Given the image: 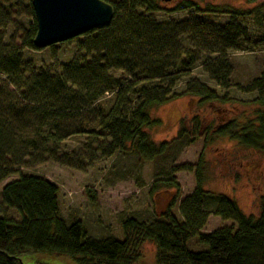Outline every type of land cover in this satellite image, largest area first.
I'll return each instance as SVG.
<instances>
[{
  "label": "rangeland",
  "instance_id": "rangeland-1",
  "mask_svg": "<svg viewBox=\"0 0 264 264\" xmlns=\"http://www.w3.org/2000/svg\"><path fill=\"white\" fill-rule=\"evenodd\" d=\"M102 1L111 5L119 0ZM180 1L159 0L162 10L156 19L192 17L205 28L222 30L233 39L234 46L226 54L229 83L227 88H219L207 80L201 66L194 68L191 76L214 91L218 100L200 104L196 98L183 96L169 101L153 113L161 121V128L152 131L151 138L156 143L172 140L180 121L186 120L188 129V119L193 116L199 119L201 137L190 144L174 143L168 155L155 162L143 161L133 150L115 152L107 133L97 124L96 110L104 114L110 109L112 93H104L93 108L85 107L84 96L81 93L76 98L78 90L73 88L58 91L59 97L52 100L45 93L29 99L10 84L19 73L9 79L0 69V217L19 222L15 210L2 203L1 190L7 183L31 175L56 186L58 218L67 226L79 221L85 240L123 241L122 223L129 218L155 229L171 203L170 212L182 225L180 204L194 191L200 158L205 192L201 209L207 218L199 233L236 229L233 220L212 214L220 196L231 198L242 214L258 216L259 199L264 196V151L239 146L226 138L209 140L207 135L213 127L231 119L252 118L257 99H264L262 88L255 84L264 75V26L260 22L264 0H190L200 12H170ZM35 27L30 0H0V61L8 58L16 62L23 77L30 72L61 75L74 60L86 63L92 58L78 56L77 48L92 42L96 33L38 50L26 47ZM183 89L184 83H179L174 92L179 94ZM45 122L48 124L38 125ZM53 122L55 135L61 139L56 143L48 136ZM31 141L43 144L34 149L28 146ZM168 180L178 185L174 202L175 188L164 184ZM186 245L193 252L206 249L196 243V238ZM79 259L36 254L22 258V262L77 264ZM155 259V246L148 241L141 243L135 264H155Z\"/></svg>",
  "mask_w": 264,
  "mask_h": 264
},
{
  "label": "trees",
  "instance_id": "trees-1",
  "mask_svg": "<svg viewBox=\"0 0 264 264\" xmlns=\"http://www.w3.org/2000/svg\"><path fill=\"white\" fill-rule=\"evenodd\" d=\"M111 7L113 18L109 27L84 34L96 33L97 36L77 48L78 56H92L88 62L76 59L64 74L52 77L47 72L30 71L23 77L20 66L8 58L0 61V65L3 64L0 69L9 79L19 73L16 81L12 79L9 83L29 99L45 93L52 100L59 97L58 91L73 88L78 90L76 98L82 93L85 107L93 108L104 93H112L110 109L104 114L96 109L97 124L107 133L111 147L115 152L133 150L143 161L155 162L165 158L174 143L190 144L200 138L201 127L197 116L188 119V129L187 121L181 120L172 140L156 143L151 133L161 128V121L153 116L154 111L183 96L196 98L200 104L217 101L216 93L194 79L191 71L201 66L208 81L227 88L230 65L226 54L234 46V40L222 30L205 28L192 17L156 19L155 15L162 10L159 0H119ZM186 11L200 12L197 4L190 0H181L170 10ZM260 22L264 26V17ZM34 34L35 29L27 48L35 49L32 46ZM179 83H184V89L177 94L174 89ZM261 83H264V75L255 82L264 93ZM257 103L252 118L231 119L219 124L212 128L207 139L226 138L239 146L264 151V99H257ZM47 116L44 113L43 119ZM55 128L53 122L48 134L54 143L61 141L55 135ZM42 144L31 141L28 146L37 149ZM200 160L195 170L194 191L180 204L184 223H177L170 212L171 203L161 213L155 229L126 219L122 223L123 241L85 240L79 221L65 225L58 218L57 188L44 178L21 176L5 184L1 190L2 203L15 210L20 220L14 222L0 217V264H23L22 258L36 254L80 257L77 264H135L139 245L144 241L156 248L155 264H264V196L259 199L257 217L242 214L231 198L220 196L212 214L233 220L236 229L199 233L207 218V213L201 209L205 192ZM164 184L175 188L174 202L178 185L170 180ZM192 238L206 249L188 250L186 244Z\"/></svg>",
  "mask_w": 264,
  "mask_h": 264
},
{
  "label": "water",
  "instance_id": "water-1",
  "mask_svg": "<svg viewBox=\"0 0 264 264\" xmlns=\"http://www.w3.org/2000/svg\"><path fill=\"white\" fill-rule=\"evenodd\" d=\"M30 1L36 23L32 46L38 50L105 29L113 18L111 5L102 0Z\"/></svg>",
  "mask_w": 264,
  "mask_h": 264
},
{
  "label": "bare ground",
  "instance_id": "bare-ground-1",
  "mask_svg": "<svg viewBox=\"0 0 264 264\" xmlns=\"http://www.w3.org/2000/svg\"><path fill=\"white\" fill-rule=\"evenodd\" d=\"M67 42V41H66ZM59 44V43H58ZM56 45V44H55Z\"/></svg>",
  "mask_w": 264,
  "mask_h": 264
}]
</instances>
